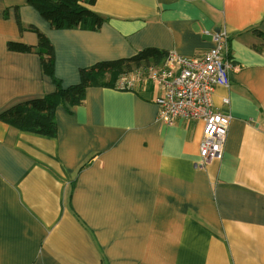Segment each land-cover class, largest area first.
<instances>
[{"label":"crops","instance_id":"0c3cea01","mask_svg":"<svg viewBox=\"0 0 264 264\" xmlns=\"http://www.w3.org/2000/svg\"><path fill=\"white\" fill-rule=\"evenodd\" d=\"M98 31L52 29L27 0H0V113L54 91L32 25L67 87L81 68L145 48L165 56L126 74L132 89L89 87L58 105L56 136L0 121V264H264V0H89ZM227 37L231 116L223 154L203 163V121L158 119L165 57L204 54Z\"/></svg>","mask_w":264,"mask_h":264},{"label":"trees","instance_id":"16d2710c","mask_svg":"<svg viewBox=\"0 0 264 264\" xmlns=\"http://www.w3.org/2000/svg\"><path fill=\"white\" fill-rule=\"evenodd\" d=\"M84 0H27L52 29H82L98 31L103 18L87 8ZM93 2V0H89ZM20 31L28 30L37 34L36 46L9 41L10 51L36 53L40 57L42 72L48 75L55 86L53 92L24 100L0 113V121L24 132H32L48 137L56 136L55 109L58 105L76 106L83 103L89 87H117L120 77L135 69L146 70L151 64L159 63L165 56L163 50L145 48L128 58L104 60L79 71V82L64 87L54 74V48L47 36L36 27L23 26L17 17Z\"/></svg>","mask_w":264,"mask_h":264},{"label":"built area","instance_id":"2783aa9c","mask_svg":"<svg viewBox=\"0 0 264 264\" xmlns=\"http://www.w3.org/2000/svg\"><path fill=\"white\" fill-rule=\"evenodd\" d=\"M214 45L204 54L184 57L170 52L165 57V71L153 73L161 84L163 94L155 98L158 119L171 123L176 118L203 121L199 156L203 163L223 154L231 116L213 109L211 95L217 86H228L230 61L227 37L213 34ZM124 74L116 88H132Z\"/></svg>","mask_w":264,"mask_h":264},{"label":"rangeland","instance_id":"374dc122","mask_svg":"<svg viewBox=\"0 0 264 264\" xmlns=\"http://www.w3.org/2000/svg\"><path fill=\"white\" fill-rule=\"evenodd\" d=\"M118 89H121V88H118ZM124 89H132V88H123L122 90H124Z\"/></svg>","mask_w":264,"mask_h":264}]
</instances>
